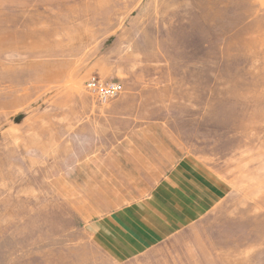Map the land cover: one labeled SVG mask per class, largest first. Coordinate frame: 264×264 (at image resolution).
<instances>
[{"label":"rangeland","instance_id":"1","mask_svg":"<svg viewBox=\"0 0 264 264\" xmlns=\"http://www.w3.org/2000/svg\"><path fill=\"white\" fill-rule=\"evenodd\" d=\"M92 75L123 92L98 102ZM188 164L212 182L199 216L104 248L95 224ZM0 264H264V0H0Z\"/></svg>","mask_w":264,"mask_h":264},{"label":"crops","instance_id":"2","mask_svg":"<svg viewBox=\"0 0 264 264\" xmlns=\"http://www.w3.org/2000/svg\"><path fill=\"white\" fill-rule=\"evenodd\" d=\"M106 81L114 80L107 79ZM138 136L148 139L149 146L144 143H137L136 146H133L132 153L129 154L133 158L131 163L135 160L136 162L132 163V167L127 164L130 161L126 157H122L118 161L122 171L130 169L131 175H136V171L139 170L137 160H139L140 166L145 161L153 164L156 160L153 158L154 154L162 153L166 149V144L160 146L157 143L159 141L163 142L161 140L163 134H158L157 137L150 135ZM138 155H140V158H137ZM86 168L87 166L82 169V172L83 174L86 173L87 184L89 171ZM177 169L171 172L170 175L163 177L164 181L160 179L148 196L132 205L117 210L110 214L108 219H102L95 224L94 230L96 233L99 230L98 238L102 242L101 244L113 256L116 258L131 257L135 252L154 245L170 235L171 231L188 223L191 219L197 218L199 212L205 209L206 202L202 199V186L209 188L212 182L209 181L208 183L207 178L197 171L193 165L189 166L188 164ZM79 173H76V177L81 175V169ZM114 185L116 184L103 183L98 185L97 192L86 190L84 198L75 199L76 204L83 209L85 204L88 206L94 202H99L103 197L109 199L110 196H116L117 194L114 193L117 189ZM73 193L74 187L72 186L69 191L70 196Z\"/></svg>","mask_w":264,"mask_h":264},{"label":"built area","instance_id":"3","mask_svg":"<svg viewBox=\"0 0 264 264\" xmlns=\"http://www.w3.org/2000/svg\"><path fill=\"white\" fill-rule=\"evenodd\" d=\"M85 89L98 101L105 102L123 92V86L117 81H106L96 75L90 76L85 82Z\"/></svg>","mask_w":264,"mask_h":264}]
</instances>
